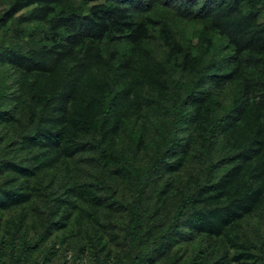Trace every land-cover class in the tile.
<instances>
[{
	"label": "rangeland",
	"instance_id": "374dc122",
	"mask_svg": "<svg viewBox=\"0 0 264 264\" xmlns=\"http://www.w3.org/2000/svg\"><path fill=\"white\" fill-rule=\"evenodd\" d=\"M12 1L0 0V46L18 43L24 52L49 46L46 22L31 18L35 5L11 19L4 18ZM160 4L163 9L169 7ZM163 9L146 12L148 24L141 41L128 48L119 45L125 59L118 81L127 84L128 94L120 95V105L105 122L111 128V145L102 132H90L68 151L61 148L56 158L25 142L24 136L38 122V115L34 119L32 114L36 110L38 114L41 105L35 107L29 94L19 89L17 69L0 60V85L10 86V106L6 119L0 121V264H22L16 260L20 238L36 239L52 222L61 225H53L46 234L31 264H43L44 256L49 258L45 264H94L97 251L103 258L109 253V264L132 258L123 229L128 213L117 201L133 202L136 182L132 171L150 167L162 147V137L172 127L171 98L175 94L185 98L188 87L199 80L197 62L185 58L184 63L183 57L189 48L194 54L202 51L194 38L201 25L181 20L172 9L165 14ZM220 43L226 45L224 40ZM216 91L222 101L230 102L231 83ZM97 112L99 117L101 108ZM136 134L141 138H135ZM177 138L180 143L189 139L183 130ZM100 142L105 152H99ZM220 146L216 166L242 162L243 148L228 142ZM202 154L203 145L197 139L186 147L176 145L150 175L142 209L144 245L154 254L143 264H264V203L219 235L194 231L185 218L181 231L165 234L177 205L214 178ZM202 192L200 199L209 194ZM19 194H26L22 201ZM160 241L164 247L159 250Z\"/></svg>",
	"mask_w": 264,
	"mask_h": 264
},
{
	"label": "trees",
	"instance_id": "16d2710c",
	"mask_svg": "<svg viewBox=\"0 0 264 264\" xmlns=\"http://www.w3.org/2000/svg\"><path fill=\"white\" fill-rule=\"evenodd\" d=\"M97 2L13 0L4 18L11 19L35 5L31 18L46 22L47 39L51 44L27 52L18 43L2 44L0 60L17 69L19 89L29 94L35 107L41 105L38 114L37 110L32 114L34 119L38 115V122L24 136V141L57 158L62 153L61 148L68 151L78 138L90 132H102L111 145V128H106L105 122L120 105V95L128 94L127 84L118 81L125 59V51L119 45L122 43L121 46L128 48L141 41L148 24L146 12L162 10L160 3L165 2L169 4V7L164 6L165 14L174 10L181 20L201 25L194 38L202 51L194 54L189 48L183 57L184 63L185 58L197 62L199 80L188 87L185 98H177V94L171 98L168 111L172 127L162 137V147L150 167L132 171L136 182L133 202L117 201L128 213L123 229L132 252V258L122 264H143L154 254L144 245L143 197L150 175L176 145L186 147L197 139L203 145L208 174L214 178L177 205L166 235L181 231L180 223L184 218L194 231L219 235L264 203V0ZM221 40L226 45L222 46ZM210 53L213 54L211 59L208 58ZM228 82L233 86V94L226 103L219 98L216 89H222ZM9 89L6 82L0 85V121L6 119L10 106ZM180 130L189 137L187 143L177 141ZM134 137L141 138L138 134ZM226 142L243 148L239 157L242 162L216 166V150ZM98 148L99 152L107 149L101 142ZM202 191L209 194L200 199ZM25 196L19 194L18 199ZM53 225L59 227L61 223L52 222L36 239L21 237L16 260L31 264V258L35 257ZM164 241L157 244L159 250L164 247ZM100 253L93 254L94 264H109V253L105 258ZM48 260L44 256L43 264Z\"/></svg>",
	"mask_w": 264,
	"mask_h": 264
}]
</instances>
